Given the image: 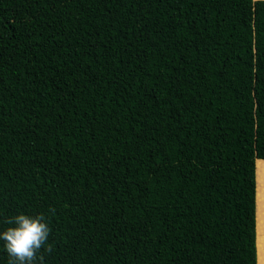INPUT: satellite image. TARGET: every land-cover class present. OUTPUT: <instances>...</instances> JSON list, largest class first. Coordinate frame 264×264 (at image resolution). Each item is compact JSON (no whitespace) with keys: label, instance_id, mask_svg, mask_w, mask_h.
<instances>
[{"label":"trees","instance_id":"1","mask_svg":"<svg viewBox=\"0 0 264 264\" xmlns=\"http://www.w3.org/2000/svg\"><path fill=\"white\" fill-rule=\"evenodd\" d=\"M257 161L264 0H0V231L45 214L44 264H258Z\"/></svg>","mask_w":264,"mask_h":264},{"label":"clouds","instance_id":"2","mask_svg":"<svg viewBox=\"0 0 264 264\" xmlns=\"http://www.w3.org/2000/svg\"><path fill=\"white\" fill-rule=\"evenodd\" d=\"M51 212L54 214L55 209ZM3 223L8 226L0 231V241H3L8 264H44L45 254L53 251L49 243L52 229L45 214L20 213Z\"/></svg>","mask_w":264,"mask_h":264},{"label":"rangeland","instance_id":"3","mask_svg":"<svg viewBox=\"0 0 264 264\" xmlns=\"http://www.w3.org/2000/svg\"><path fill=\"white\" fill-rule=\"evenodd\" d=\"M258 163H264V161H257V163H256V167H257V173H256V179H257V189H256V197H255V204H256V201H257V249H258V254H257V258H258V255H259V248H258V246H259V244L261 245V244H264L263 243V240L262 239H264V236H263V233H264V195L261 197L262 198V201H259L258 199V195H259V177H258V168H260V167H258L259 165H258ZM259 214H260V216H259ZM262 221V224L261 225H259V221ZM261 240V241H260ZM260 259H262V256L261 255H259V259H258V264H261V263H263V260H260ZM260 260V261H259Z\"/></svg>","mask_w":264,"mask_h":264},{"label":"bare ground","instance_id":"4","mask_svg":"<svg viewBox=\"0 0 264 264\" xmlns=\"http://www.w3.org/2000/svg\"><path fill=\"white\" fill-rule=\"evenodd\" d=\"M259 162V161H258ZM262 162V161H261ZM258 167H260V168H258V179H259V201H262V196L264 195V163L262 164V163H258ZM257 173V172H256ZM262 195V196H261ZM263 202V201H262ZM259 216H260V214H259ZM262 224V221L260 220L259 221V224ZM260 224V225H261ZM264 226V225H263ZM264 228V227H263ZM264 240V239H263ZM261 241V240H260ZM258 248H259V255H261L262 256V259H260V260H263V263H261V264H264V244H259V246H258ZM259 260V261H260Z\"/></svg>","mask_w":264,"mask_h":264},{"label":"crops","instance_id":"5","mask_svg":"<svg viewBox=\"0 0 264 264\" xmlns=\"http://www.w3.org/2000/svg\"><path fill=\"white\" fill-rule=\"evenodd\" d=\"M260 225V224H259ZM263 236H264V233H263ZM263 240V239H262ZM263 243H264V240H263Z\"/></svg>","mask_w":264,"mask_h":264}]
</instances>
